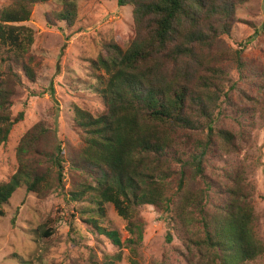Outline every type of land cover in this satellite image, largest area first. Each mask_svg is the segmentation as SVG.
I'll use <instances>...</instances> for the list:
<instances>
[{"label":"trees","instance_id":"16d2710c","mask_svg":"<svg viewBox=\"0 0 264 264\" xmlns=\"http://www.w3.org/2000/svg\"><path fill=\"white\" fill-rule=\"evenodd\" d=\"M48 1L9 0L0 6V145L24 119L23 112L14 117L12 107L37 84L34 30L26 23L35 5ZM79 1L60 0L61 10L48 24L72 29ZM244 1L118 0L133 9L134 33L125 47L107 43L89 60L96 76L90 92L104 110L73 105L78 147L65 149L57 132L42 122L26 133L17 147V172L0 184V218L18 189L44 200L64 191L71 173L67 194L83 227L119 251L105 255L102 264H116L123 250L130 252L131 264H141L147 226L141 211L147 206L168 216L188 264H249L262 256L254 206L242 185L231 175L217 183L203 168L208 155L236 151L237 137L264 113V66L241 50L231 59L216 51L220 37L231 35L236 8ZM229 61L263 99L231 97ZM225 101L230 111L221 110ZM222 116L239 132L219 125ZM200 179L206 187L191 189ZM108 204L126 222L124 241L105 225ZM39 232L46 239L54 234L45 225ZM91 262L100 261L92 256Z\"/></svg>","mask_w":264,"mask_h":264},{"label":"rangeland","instance_id":"374dc122","mask_svg":"<svg viewBox=\"0 0 264 264\" xmlns=\"http://www.w3.org/2000/svg\"><path fill=\"white\" fill-rule=\"evenodd\" d=\"M59 1L35 5L26 23L34 30L32 53L38 62V80L28 86L24 97L12 107L14 117L23 112L24 119L13 128L7 143L0 145V184L17 172V147L37 123L53 128L65 149L78 147L80 137L73 130V105L95 112L104 110L103 101L90 92L96 76L90 70L89 60L104 52L107 43L125 47L134 33L133 9L129 5L119 6L118 0H80L78 20L72 29L59 22L49 25L48 17L61 10ZM8 3L9 0H0V6ZM236 50L264 66V0L238 4L231 35H222L216 48L228 59ZM228 66L230 82L226 91L230 89L233 99L238 100L239 93L252 103L253 99H263L252 83L241 77L234 61H229ZM223 105L221 110L230 111L226 101ZM254 119L255 126L247 128L244 137H237L236 151L221 153V158L208 155L203 168L205 175L217 183L231 175L234 182L242 185L254 206L255 232L264 247V113H258ZM219 123L232 127L236 133L240 130L223 116ZM69 177L64 191H53L44 200L24 188L15 192L4 207L6 216L0 218V264H92V256L102 264L105 255L119 252L109 240L94 236L83 227L76 203L67 194L74 179L71 173ZM190 187L200 190L206 186L200 179ZM141 216L147 224L141 264H188L186 248L168 216L153 206L143 208ZM105 220L106 226L120 232L123 241L129 237L126 222L111 204L106 205ZM43 225L54 231L51 238L40 234ZM130 258V252L123 250L121 259L115 262L131 264ZM249 264H264V254Z\"/></svg>","mask_w":264,"mask_h":264}]
</instances>
